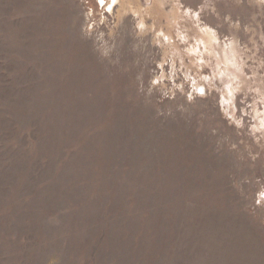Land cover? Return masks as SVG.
<instances>
[{
  "label": "rangeland",
  "instance_id": "obj_1",
  "mask_svg": "<svg viewBox=\"0 0 264 264\" xmlns=\"http://www.w3.org/2000/svg\"><path fill=\"white\" fill-rule=\"evenodd\" d=\"M0 264H264V0H0Z\"/></svg>",
  "mask_w": 264,
  "mask_h": 264
},
{
  "label": "bare ground",
  "instance_id": "obj_2",
  "mask_svg": "<svg viewBox=\"0 0 264 264\" xmlns=\"http://www.w3.org/2000/svg\"><path fill=\"white\" fill-rule=\"evenodd\" d=\"M138 7H140V6L138 5ZM139 12L140 13L137 14V15L139 16V18H141V23L143 24L142 19H144V21H145V19H146V12L144 10H140ZM234 49H237V48H234ZM205 50H208V48H206ZM213 52L218 55L217 57H215L218 60V62H221V61L224 62L225 61V60H222V56H221L220 52H216L215 50ZM226 71H227V68L225 67V73L227 75H230V73H229L230 70L228 72H226ZM226 74H223V75L227 76Z\"/></svg>",
  "mask_w": 264,
  "mask_h": 264
}]
</instances>
